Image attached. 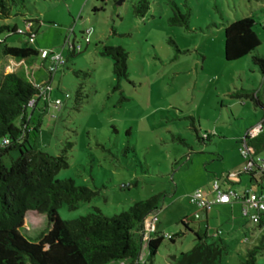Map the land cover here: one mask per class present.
Returning <instances> with one entry per match:
<instances>
[{"label":"rangeland","instance_id":"obj_1","mask_svg":"<svg viewBox=\"0 0 264 264\" xmlns=\"http://www.w3.org/2000/svg\"><path fill=\"white\" fill-rule=\"evenodd\" d=\"M135 1L27 0L25 16L37 17L40 30L50 32L57 54L66 57L71 41L76 47L75 55L49 81L47 106L43 109L42 101L36 106L34 115L40 114L41 122L34 144L57 155L71 142L68 166L55 178H71L75 185L97 192L72 209L62 203L57 211L64 220L95 210L114 215L134 201L160 195L153 231L164 237L152 261L177 264L180 253L196 243L195 234L180 222L184 216L194 217L190 196L196 190L207 193L211 180L226 172H239L236 187L248 183L240 148L245 134L262 120L263 109L234 95L258 91L264 102V75L252 64L251 55L224 59L222 24L251 17L260 41L256 52L264 57V0H173L182 12L189 11L188 27L168 22L172 0H148L143 17L134 14ZM9 22L23 26L20 18L0 19V25ZM89 29L93 32L87 43L83 31ZM26 39L13 34L6 43L22 46ZM104 44L128 50L127 78L114 76L111 59L100 54ZM21 66L36 86L49 79L48 61L42 64L34 57L25 66L4 56L0 46V72ZM79 69L90 76L77 77L73 70ZM79 81H84L89 100L76 108ZM55 99L62 101L60 106ZM258 156L264 159V148ZM9 160L5 158L6 164ZM198 214L189 227L206 232L207 242L225 246L215 264H242L248 249L264 243V228L242 216L239 202L225 210L216 204L207 216L204 210ZM47 228L46 215L29 210L21 233L34 240ZM167 235H174V240ZM147 239L146 235L141 259ZM256 263L264 264V248Z\"/></svg>","mask_w":264,"mask_h":264},{"label":"trees","instance_id":"obj_2","mask_svg":"<svg viewBox=\"0 0 264 264\" xmlns=\"http://www.w3.org/2000/svg\"><path fill=\"white\" fill-rule=\"evenodd\" d=\"M26 2L0 0V19L20 18L23 24L22 27L17 22L0 25V34H5L3 38L0 36L1 52L25 66L34 57H39L42 64L48 61L46 70L49 79L36 86L23 66L14 71L0 72V264H154L152 258L163 235L153 230L148 232L146 254L143 259L140 255L147 232L145 220L158 210L160 195L134 201L127 209L114 215L95 210L64 220L58 214L57 209L62 203L72 209L80 201H90L97 194L88 187L75 185L71 178H55L57 172L68 166L71 142H66L67 145L57 155L34 144L41 122L40 114L34 116L36 106L39 101L43 102V109L47 106L51 91L49 81L59 67L75 55L76 47L71 41L67 56L59 53L60 58H55L57 53L50 44V32L40 30L37 17L25 16L28 9ZM171 3L173 13L168 22L188 27L189 11L182 12L173 0ZM149 6L148 0H136L133 3L134 14L143 17ZM222 25L224 59L230 62L251 55L252 64L264 75V57L256 52L260 41L253 30L254 20L246 16ZM89 30V34L88 30L83 31L87 43L93 32ZM40 31L41 36H38ZM69 33H73L72 29ZM69 33L66 44H69ZM13 34L26 36L25 44H7L6 39ZM42 51H46V54L42 55ZM100 54L111 59L112 73L117 79L128 77V50L125 47L104 44ZM73 73L83 80L90 76L88 70H73ZM83 83L79 81L74 91L76 108L81 102L89 100L84 93ZM65 96L68 97V94ZM234 96L248 98L262 107L263 118L258 123L264 127V102L259 92L243 91ZM31 98L36 100L34 107L27 105ZM59 101L60 104L55 105L60 106L62 101ZM242 141H245L252 156L259 155L264 148V131L256 136L245 134ZM6 157L10 159L9 164L5 162ZM226 173L218 177L223 182ZM249 174V186L261 189L262 186L253 183L254 172ZM29 210L45 214L48 219V228L34 240L21 233ZM199 210H204L206 216L208 209L196 208L194 217L184 216L180 220L187 230L195 234L196 243L190 250L180 253L177 264H215L225 251L221 241L207 242L206 232L202 234L200 230L189 227L188 223L193 218L200 217ZM167 238L173 241L174 235ZM263 248L262 242L248 249L242 264H257L256 256ZM171 258L175 259V256Z\"/></svg>","mask_w":264,"mask_h":264},{"label":"built area","instance_id":"obj_3","mask_svg":"<svg viewBox=\"0 0 264 264\" xmlns=\"http://www.w3.org/2000/svg\"><path fill=\"white\" fill-rule=\"evenodd\" d=\"M90 30H88V34ZM87 34V35H88ZM46 51H42V55H45ZM55 58H60V54L54 55ZM36 100L31 98L27 105L34 107ZM55 104H60L59 99L55 100ZM264 127L258 123L250 131V136H254L255 133L263 131ZM240 153L244 157V165L242 171L248 174L253 171V183H257L260 186H264V159L260 156H252L245 141H243V147L240 148ZM240 179L239 172H227L224 182L218 177L211 180V187L207 193L200 190H196L190 196V202L193 203L196 208L209 209L211 206L218 203H227L233 201H239L242 203V216L248 218L251 222L264 228V193L262 190H255L252 186H244L238 189L235 186L237 180ZM197 216V213L195 214ZM155 216H150L145 220L146 235L154 228ZM219 231H217V234ZM145 235V237H146ZM169 237V235H167Z\"/></svg>","mask_w":264,"mask_h":264},{"label":"crops","instance_id":"obj_4","mask_svg":"<svg viewBox=\"0 0 264 264\" xmlns=\"http://www.w3.org/2000/svg\"><path fill=\"white\" fill-rule=\"evenodd\" d=\"M35 116V115H34ZM240 181H241V179H238L237 180V184H240ZM247 185H245V186H249V184L248 183H246ZM236 186V185H235ZM250 187V186H249ZM238 189H241L242 187H237ZM257 190H262L263 191V188H261V189H257ZM264 193V192H263ZM233 202H239V201H233ZM233 202H227V203H218V205H219V207H220V209L221 210H225L226 208H227V205L228 204H230V205H232V203ZM240 203V205L242 206V203L241 202H239ZM208 215V210H207V212H206V216Z\"/></svg>","mask_w":264,"mask_h":264}]
</instances>
